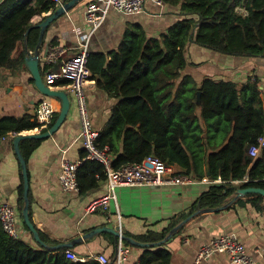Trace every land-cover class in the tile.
<instances>
[{
    "label": "trees",
    "instance_id": "obj_1",
    "mask_svg": "<svg viewBox=\"0 0 264 264\" xmlns=\"http://www.w3.org/2000/svg\"><path fill=\"white\" fill-rule=\"evenodd\" d=\"M67 1L70 0L64 3ZM162 1L169 7L179 8L181 20L161 38L150 42L144 32L138 31L110 61L101 53L89 55L92 79L120 99L108 125L99 132L98 145L108 148L115 169L154 156L169 166H179L178 175L196 181L221 179L222 183L204 193L191 212L175 220L162 233L136 238L142 243L163 241L182 221L197 211L224 205L239 188L264 189V150L257 159L249 154L250 148L264 136V103L259 78H250L241 85L205 78L198 84L192 76L184 75L188 66L186 50L191 43L226 56L264 58V0ZM57 8L52 0H3L0 3V70L16 69L24 64L25 56L15 58L16 50L25 42L29 29L27 42L31 48L36 46L41 32L31 20ZM238 8H245L247 14H239ZM199 91L202 93L200 105ZM31 118H2L0 139L38 127L39 123L32 122ZM57 118L58 115L50 128ZM40 143L39 140L21 142L26 160L28 153ZM85 158L86 152L82 153V159ZM247 174L248 180L244 181ZM102 182H107L103 164L82 161L78 169L79 193L85 195ZM235 182H240V186ZM249 197L253 198L248 202L264 212V197L257 194ZM14 207L23 218V181L18 189V204ZM30 217L32 219L31 209ZM40 237L46 244H52L41 233ZM65 251H53L39 244L34 248L23 240H15L4 231L0 220V264H81L69 260ZM171 260L169 251L155 247L145 249L139 262L171 264Z\"/></svg>",
    "mask_w": 264,
    "mask_h": 264
},
{
    "label": "crops",
    "instance_id": "obj_2",
    "mask_svg": "<svg viewBox=\"0 0 264 264\" xmlns=\"http://www.w3.org/2000/svg\"><path fill=\"white\" fill-rule=\"evenodd\" d=\"M87 1L81 2L49 26L40 48V72L45 83L50 72L60 71L65 60L80 52L81 44L85 43L87 36H90L89 53L104 54L110 61L115 53H120L122 46L129 44L128 39L136 32H144L147 40L152 42L161 38L173 24L181 20L179 8L167 5L161 8L155 0H148L145 13L125 15L113 10L102 27L92 32L91 27L85 22ZM62 3L64 4V0ZM239 9L241 8H238L237 12ZM54 11L35 16L31 20L32 25L37 28L36 26ZM246 14L244 12L243 15ZM38 42L33 48L28 45L31 53L34 54ZM51 47L62 50L61 57L55 62H49L44 58L46 50ZM22 55L25 58L27 56L25 42L19 45L14 56L18 59ZM186 55L188 66L184 70V75L192 76L198 84L205 78L232 81L239 85L250 78H259L264 103V58L226 56L192 43L187 47ZM92 81L86 95L93 125L101 132L108 125L112 110L120 99L101 88L96 79L93 78ZM68 86V81L60 80L52 88L70 95L71 108L64 124L51 138L39 140L41 141L39 146L32 153H28L27 160L25 159L30 185L32 220L38 231L52 242L50 245L47 244L48 246L73 242L97 228H117L119 215L122 233L127 237L136 240L152 233L160 234L182 215L191 212L204 193L222 183L221 179L210 181L205 178L188 185L121 187L117 189V202H112L107 212L98 210L88 213L89 203L104 196L108 191V184L102 182L97 189L85 195L68 192L61 185L62 158L65 156L81 164L86 160L82 159L85 150L80 139L81 124L75 95ZM43 101H51L56 112L55 117L60 115L61 103L45 97L36 88L34 77L25 60L24 64L16 69L0 70V120L4 117L31 116L34 122L39 105ZM45 131L40 130L38 126L20 134ZM14 138L13 134H10L0 139V205L10 203L17 206L18 189L22 181L24 184L22 166L15 153ZM26 149L29 150L28 146ZM174 168L181 171L179 166ZM247 180L248 174L244 181ZM234 184L239 187L241 183ZM236 192L228 198L227 203L218 207L222 208L219 211H197L196 213L200 214L192 218L172 238L156 247L171 253V264H232L225 254H215L201 263H196V257L200 247L213 238L235 235L256 259L255 264H264V212L257 210L248 202L253 198L249 197L252 194L237 197ZM19 226L23 231L22 240L38 248L33 235L25 229L23 218L20 216ZM117 243L118 239L114 235L104 233L90 241L76 243L69 250L81 257L104 254L109 258V264H116ZM128 247L131 253L124 264H140L139 259L144 250L150 249Z\"/></svg>",
    "mask_w": 264,
    "mask_h": 264
},
{
    "label": "built area",
    "instance_id": "obj_3",
    "mask_svg": "<svg viewBox=\"0 0 264 264\" xmlns=\"http://www.w3.org/2000/svg\"><path fill=\"white\" fill-rule=\"evenodd\" d=\"M3 0H1L2 2ZM57 7L63 5L62 0H52ZM148 0H88L85 7V22L91 27L92 32L100 29L114 10L120 14L137 15L146 12ZM156 4L163 8L162 0H155ZM90 36L86 37L85 43L81 44V50L75 56L65 60L60 71L50 72L46 77V85L53 88L57 81L69 82V90L75 95L78 113L80 116V139L86 152V160L97 161L103 164L107 177L108 191L104 196L92 200L87 212L93 213L98 210L107 212L112 202H117V189L121 187H143V186H177L188 185L196 182L193 178L176 174L174 166H169L157 157L149 156L141 163L128 164L122 168L115 169L113 159L108 148H100L98 145L99 131L95 129L89 110L86 90L92 80V71L88 66L89 51L88 42ZM62 55L58 47H51L47 59L55 62ZM55 110L51 101H43L39 105L36 121L39 129L48 130L55 119ZM16 135L13 134V137ZM264 150V136L253 145L249 154L257 159ZM61 162L60 182L64 190L68 192H80L78 184V169L81 162L67 159L65 156ZM0 220L4 231L15 240H22L23 231L19 226V216L16 208L10 203L0 205ZM122 233L120 215L119 224L115 228ZM130 248L122 238H118L116 251V264H124L130 257ZM215 254H225L232 264H255L256 259L247 251L245 244L235 235H222L213 238L203 244L197 254L196 263L208 260ZM65 255L76 263L85 264L95 260L101 264H109V258L104 254H95L89 257L78 256L71 250H66Z\"/></svg>",
    "mask_w": 264,
    "mask_h": 264
},
{
    "label": "water",
    "instance_id": "obj_4",
    "mask_svg": "<svg viewBox=\"0 0 264 264\" xmlns=\"http://www.w3.org/2000/svg\"><path fill=\"white\" fill-rule=\"evenodd\" d=\"M83 1H85V0H70L66 3H64L62 6L57 8L54 12H52L51 14L46 16V18L40 24H38L36 26L37 28L40 29L41 32H40L39 42H38V45H37V48H36L34 54L28 50V42H27V38L29 36L31 29H29L26 33L25 46H26V50H27V56L25 58V63H26V66L30 69V72L32 73V75L34 77L36 88L45 97H49V98H53V99L58 100L61 103L62 108H61V113L58 116L56 122L54 123V125L49 130H47L45 132L23 133V134H19L18 136H16L14 138L15 153H16V155L19 159V162L22 166L23 179H24V207H23V211H22L23 222L28 227L30 232L32 233L33 238L37 244H39L40 246H42L44 248L51 249L53 251H59L62 249L72 248L74 246V244H76V243H82L85 241H90V240L94 239L95 237H97L101 234H104V233L112 234L117 239L122 238V240L125 243H130L134 247L151 248V247L160 246L163 243H165L168 239L172 238V236L174 234L178 233L192 218H194L198 214H200V212L194 214L193 216L188 217L186 220H184L181 224H179L177 227H175L171 231L168 238H166L165 240L158 242V243L138 242V241H136L130 237H127L124 234H120L115 228L101 227V228H97L91 232H88V233L78 237L73 242L63 243V244H60L57 246H48L45 242L42 241V239L40 237V232L38 231L33 220L30 217L29 177H28L26 160L22 154L20 144L24 140H47V139L51 138L52 136H54L60 130L61 126L64 124V122L68 116V113L70 111V108H71V99H70V95L67 92L53 90L48 85H46V83L44 82V79H43L41 72H40V59H41L40 48L42 47L44 37L46 35V32H47L49 26L52 23H54L56 20L60 19L64 15H66L70 10L75 8L77 5H79ZM49 49L46 50V52L44 54V58H47L48 53H49ZM201 95H202V93L199 91L197 93V100H198L199 105L201 103ZM209 175H210V168L208 167L207 176H209ZM248 194H257V195L264 197V189H262V188H241V189H238L236 192L237 197H244ZM220 209H222V208L207 209V210H203V211H208V212L214 211V212H216V211H219Z\"/></svg>",
    "mask_w": 264,
    "mask_h": 264
},
{
    "label": "rangeland",
    "instance_id": "obj_5",
    "mask_svg": "<svg viewBox=\"0 0 264 264\" xmlns=\"http://www.w3.org/2000/svg\"><path fill=\"white\" fill-rule=\"evenodd\" d=\"M244 12L246 14L245 8L244 9L241 8V9L238 10V13H240V14H244Z\"/></svg>",
    "mask_w": 264,
    "mask_h": 264
}]
</instances>
